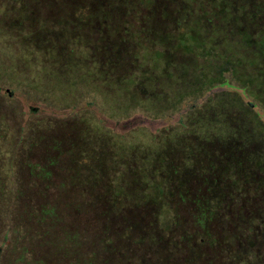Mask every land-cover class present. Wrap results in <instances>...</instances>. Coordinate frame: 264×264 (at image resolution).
<instances>
[{"label":"rangeland","instance_id":"rangeland-1","mask_svg":"<svg viewBox=\"0 0 264 264\" xmlns=\"http://www.w3.org/2000/svg\"><path fill=\"white\" fill-rule=\"evenodd\" d=\"M263 8L264 0H0L5 192L29 179L45 190L54 179L58 189L43 191L41 202L51 205L57 193L60 210L91 209L61 220L87 230L100 222L135 228L150 212L173 248L157 252L153 230L137 229L138 241L124 231L122 264H163L175 255L192 257L186 264H220L207 242L188 251L203 207L189 193L197 194L200 173L227 161L232 171L218 172L219 183L226 195L235 190L225 200L234 205L214 208L223 221L214 226L220 245L227 241L233 264H264ZM77 161L97 179L91 193ZM99 209L131 220L103 219ZM247 212L225 234L231 215ZM236 236L252 240V253L237 247Z\"/></svg>","mask_w":264,"mask_h":264},{"label":"trees","instance_id":"trees-1","mask_svg":"<svg viewBox=\"0 0 264 264\" xmlns=\"http://www.w3.org/2000/svg\"><path fill=\"white\" fill-rule=\"evenodd\" d=\"M260 6H262V4ZM68 140H70V136L66 141ZM64 142L65 141H63V143ZM58 144H60L59 141ZM54 145L49 148H52ZM28 147L33 149V147L27 145V151H30ZM73 148V145L66 142L63 153L69 154L74 150ZM24 156L25 154H23V157ZM24 159L27 161V166L30 167L31 163L28 161L27 154ZM77 162L78 165H80V170L82 169L87 173L86 175L78 173L77 176L84 177L85 179L87 178L88 186L91 188L89 192L91 193L96 186L95 183L97 179L93 176V173H88V167L85 166V163L81 161ZM39 165L40 163L35 161L33 167L35 169H40ZM215 165L217 166L213 165L208 167L204 172L200 173L199 178L193 180L196 184V195L192 196L194 190L189 189L191 191L189 195L191 197L200 198L203 207L196 211L198 217L196 221L200 222L199 226L201 230L191 234L188 251L192 250L194 254L199 248L198 244L204 246L207 242L211 245L214 253H216V260L220 257V264H233L226 253V251L229 252L230 250L227 241L222 239L223 242H221L222 244L220 245V233H218V230L214 227L215 219H218L223 224V221L216 217L214 208L217 207L221 209L230 196L234 198L233 193L235 192L232 188L228 191V195L225 194V188L221 187L219 183L220 175L218 172H225L228 174L232 171V167L227 161L223 160L215 163ZM84 166L86 169L83 168ZM91 166L92 164L90 163V167ZM10 176H12L11 173ZM53 180L54 179L50 181V187L44 188L45 190H43L34 179H29V186L26 185V188L16 187L17 189L13 192L11 189L5 192L6 188H4V181L0 180V264H122L123 256L120 253L122 240L119 239L122 238L123 232L126 231L128 234H126L127 239L131 236V233L134 232V240L138 241L140 236L137 237L135 234L137 229H139L140 235L144 234L146 236L153 230L155 245L157 246V248L154 249H157V252L163 248L161 247L162 245L166 246L165 244L167 243H169V245L167 244L168 246L166 247L173 248L170 246L172 241L171 237L167 234V236H161L156 230L151 215L149 214L150 212L148 213L149 210H141L142 213H148L146 215L148 218L145 220V223L135 228L130 224H127V227L117 225L109 227L108 224H102L100 222L97 223V226L89 227L87 230V228H81L78 224L73 225L71 220L68 221V225L62 224V219L68 220L73 217H79V215L85 216L88 212L90 213L91 209L80 206L81 204L79 203V206H73L69 212V209L60 210L57 204H53L58 201L57 193L51 195V199L53 200L51 205L41 202L44 197L43 191H47L49 188L55 189V191L58 189L57 183ZM13 185V179L10 178L8 186L12 187ZM70 185L71 184H69V186ZM190 188L193 187L191 186ZM230 188H228V190ZM218 191H220V193ZM181 195L182 197L185 196L182 193ZM7 202L11 205V208L6 209V211H4L5 213L2 215L3 205L7 204ZM227 203H232V205H234L233 202H226V206ZM248 213L249 212L242 217L238 214L236 216L235 213L232 214L230 220H228V226L223 225L225 234L230 235L229 231L233 232V230L237 228L240 218L245 221V218L251 217V214ZM97 214L103 219H111L112 221H115L113 220V215L117 214H120V217H127V221L131 220V215L127 212H115L112 209H99ZM173 231H176L175 227ZM173 231H171L172 234H174ZM259 237L258 235L256 238L258 239ZM125 238L123 240H125ZM114 239L117 241L116 243ZM124 242L127 243L128 241ZM141 242H143V240H140L138 244H141ZM173 242L178 241L173 240ZM235 242L237 243V247L245 245L249 249V252L252 253L251 248H253L254 245L252 240L246 237L236 236ZM260 242L261 241L258 240L256 245L260 244ZM177 245L180 246V243H177ZM151 254L154 256L156 253ZM158 258L162 259L155 255L154 262L157 263ZM190 258L192 257H177L175 255L171 257V259L166 258L165 261H161H164L163 264H186ZM254 261L255 263L262 264L260 260L254 259ZM206 264L208 263L206 262Z\"/></svg>","mask_w":264,"mask_h":264}]
</instances>
